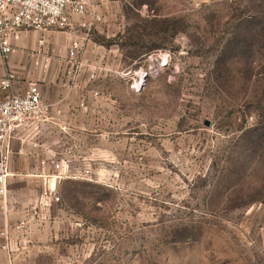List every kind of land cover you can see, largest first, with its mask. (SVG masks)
<instances>
[{
  "label": "rangeland",
  "instance_id": "rangeland-1",
  "mask_svg": "<svg viewBox=\"0 0 264 264\" xmlns=\"http://www.w3.org/2000/svg\"><path fill=\"white\" fill-rule=\"evenodd\" d=\"M44 35L49 118L12 139L0 231L17 264H264V0H90Z\"/></svg>",
  "mask_w": 264,
  "mask_h": 264
},
{
  "label": "built area",
  "instance_id": "built-area-1",
  "mask_svg": "<svg viewBox=\"0 0 264 264\" xmlns=\"http://www.w3.org/2000/svg\"><path fill=\"white\" fill-rule=\"evenodd\" d=\"M89 4L90 0H0V51L5 57L16 53V41L27 37L29 31H38L41 36L31 56L36 67L47 69L50 58L44 34L70 29L75 25L76 17H83L87 13ZM79 24L87 30L91 28L88 21ZM81 48L82 42L75 38L71 41L69 52L76 56ZM16 79L14 70H8L0 77V208L4 209L11 174L12 139L28 129H39L49 118V105L43 100L39 80H31L24 92L5 94L13 88ZM42 164L53 167L57 178L63 177V161L52 156L44 159ZM51 198L60 201L58 196ZM14 246L8 236L0 243V250L7 253L9 264H14Z\"/></svg>",
  "mask_w": 264,
  "mask_h": 264
},
{
  "label": "crops",
  "instance_id": "crops-1",
  "mask_svg": "<svg viewBox=\"0 0 264 264\" xmlns=\"http://www.w3.org/2000/svg\"><path fill=\"white\" fill-rule=\"evenodd\" d=\"M35 37L29 38V41L27 42L25 39H20L16 41V45L18 46V51L16 53L10 54L8 57H5L4 54L0 51V77L4 76L8 70H14L17 73V79L15 81V84L11 90H8L5 92V94L13 93V92H24L31 80H39L41 82V79L37 77L36 73H33V70L31 68V60L27 56V47H33L35 46ZM43 92V90H42ZM43 94V93H42ZM43 100L45 101L44 94H43ZM45 124V123H44ZM43 124V125H44ZM42 125V126H43ZM53 168V167H52ZM41 176L46 175L45 169H43L40 172ZM15 210L13 209L12 203L9 202V189H8V198L6 203V209L0 208V231L2 230V226L5 222H8L12 220L15 215ZM11 231V236L9 237L10 241L13 243H16L14 241V235ZM5 241V238L2 233H0V243ZM20 244H22L21 241H19ZM16 251V250H15ZM12 253L13 257V263L17 264V256L19 254V251L17 252V255L15 256L16 252ZM0 264H9L8 263V255L4 250H0Z\"/></svg>",
  "mask_w": 264,
  "mask_h": 264
},
{
  "label": "trees",
  "instance_id": "trees-1",
  "mask_svg": "<svg viewBox=\"0 0 264 264\" xmlns=\"http://www.w3.org/2000/svg\"><path fill=\"white\" fill-rule=\"evenodd\" d=\"M234 41H236V42L232 43L231 46L234 47V50H235L237 53H239V54L242 53V54H243L244 51H246V49L243 48L242 42H245L246 39H240V38H238V37L236 36V37H234ZM238 43H240V47L238 46ZM231 46H230V48H231Z\"/></svg>",
  "mask_w": 264,
  "mask_h": 264
},
{
  "label": "water",
  "instance_id": "water-1",
  "mask_svg": "<svg viewBox=\"0 0 264 264\" xmlns=\"http://www.w3.org/2000/svg\"><path fill=\"white\" fill-rule=\"evenodd\" d=\"M206 124H209V122H208V121H206Z\"/></svg>",
  "mask_w": 264,
  "mask_h": 264
}]
</instances>
